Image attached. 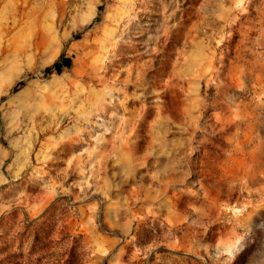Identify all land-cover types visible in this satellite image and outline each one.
<instances>
[{"label":"rangeland","instance_id":"obj_1","mask_svg":"<svg viewBox=\"0 0 264 264\" xmlns=\"http://www.w3.org/2000/svg\"><path fill=\"white\" fill-rule=\"evenodd\" d=\"M0 264H264V0H0Z\"/></svg>","mask_w":264,"mask_h":264},{"label":"trees","instance_id":"obj_2","mask_svg":"<svg viewBox=\"0 0 264 264\" xmlns=\"http://www.w3.org/2000/svg\"><path fill=\"white\" fill-rule=\"evenodd\" d=\"M72 61L71 58L61 56L57 61H55L51 66L46 67L43 70V74L45 76H50L52 74L61 75L64 70H68L71 68ZM19 85H23L22 82Z\"/></svg>","mask_w":264,"mask_h":264}]
</instances>
